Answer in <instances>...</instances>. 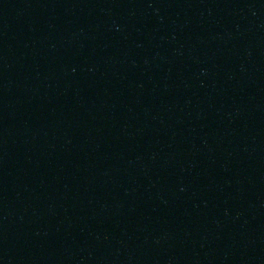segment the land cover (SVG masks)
<instances>
[{"label":"water","instance_id":"1","mask_svg":"<svg viewBox=\"0 0 264 264\" xmlns=\"http://www.w3.org/2000/svg\"><path fill=\"white\" fill-rule=\"evenodd\" d=\"M0 264H264V0H0Z\"/></svg>","mask_w":264,"mask_h":264}]
</instances>
